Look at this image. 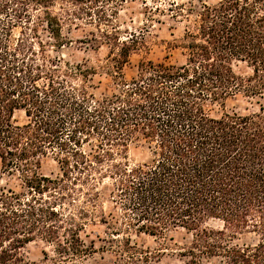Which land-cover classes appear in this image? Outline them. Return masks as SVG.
<instances>
[{"label":"trees","instance_id":"16d2710c","mask_svg":"<svg viewBox=\"0 0 264 264\" xmlns=\"http://www.w3.org/2000/svg\"><path fill=\"white\" fill-rule=\"evenodd\" d=\"M125 1L0 0V172L13 181L0 185V264H32L23 250L35 241L60 261L160 264L133 237L176 229L191 236L185 264H264V109L211 115L264 97V0L202 4L192 21L173 4L187 24L164 43L183 61L140 59L129 79V58L149 49L144 34L121 40ZM74 44L109 51L95 67L49 55ZM131 146L146 159L131 162ZM45 159L58 177L40 173ZM246 235L256 243L238 244Z\"/></svg>","mask_w":264,"mask_h":264},{"label":"rangeland","instance_id":"374dc122","mask_svg":"<svg viewBox=\"0 0 264 264\" xmlns=\"http://www.w3.org/2000/svg\"><path fill=\"white\" fill-rule=\"evenodd\" d=\"M221 0H126L120 3L117 7L118 15L116 18V25L119 27L121 40L125 36L131 34H144L147 51H140L133 54L129 58V63L123 68L124 76L129 79L136 73V66L140 59L157 61H165L168 64H177L183 61V56L179 50H171L166 48L164 42H170L173 39H178L182 36L185 25L187 24L183 18H172L170 11H168L173 4L182 6L189 14V20L192 21L195 15L200 11L202 4L212 5ZM152 18V20H150ZM85 31H90L92 28L82 26ZM44 40L47 36L41 34ZM72 40L82 37L80 31L72 30L69 35ZM109 47L100 45L96 48L87 46L72 45L69 49H63L61 53L56 54L49 52L51 57L62 56L64 60L73 63H79L83 60L88 61V66H96V64L103 62L108 54ZM95 80H99L96 77ZM103 81L107 79L102 77ZM264 109V97L259 98H245L242 96L229 99L223 104L216 103L211 111L213 117H219L223 114H238L249 115L259 112L260 108ZM17 119H22L20 114L16 115ZM131 162H140L146 159V151L144 148L131 146L128 154ZM40 173L52 178L60 175L58 165L51 159H45L41 162ZM12 184L13 181L0 172V185ZM108 186V182L104 183ZM103 191V190H102ZM103 210L107 214L111 209V203L108 199L103 200ZM105 227L97 225L89 228L92 231L91 237L95 235L103 236ZM134 242L142 248H149L151 250H159L160 264H185L187 258L181 256L184 250L189 246L191 236L186 231L176 229L168 232L163 238H152L141 235L140 237H133ZM257 238L253 235L241 236L237 242L240 245H252L256 243ZM101 243L96 241V246ZM23 254L27 261L32 264H115L113 255L110 253L94 254L92 257L83 261H60L58 256L54 253L53 248L40 242L35 241L30 243L23 250ZM202 264H219L216 259L203 260Z\"/></svg>","mask_w":264,"mask_h":264}]
</instances>
